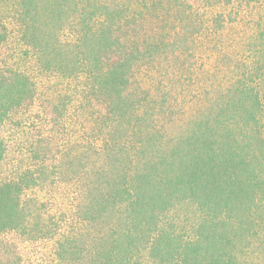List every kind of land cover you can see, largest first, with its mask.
<instances>
[{"label": "trees", "instance_id": "obj_1", "mask_svg": "<svg viewBox=\"0 0 264 264\" xmlns=\"http://www.w3.org/2000/svg\"><path fill=\"white\" fill-rule=\"evenodd\" d=\"M39 2L53 25L37 36L29 22L49 25ZM54 2H0L11 6L0 14V173L14 169L0 180V264H236L264 238V0H71L66 30ZM173 50L175 68L160 63ZM186 53L216 96L188 132L165 136L157 123L175 113L156 111L174 105L152 90L174 89L176 103L201 95ZM207 67L217 74L200 77ZM124 139L138 159L103 184L102 165L85 164L123 155ZM70 166L82 199L72 209L59 182ZM114 209L111 234L94 238Z\"/></svg>", "mask_w": 264, "mask_h": 264}, {"label": "rangeland", "instance_id": "obj_2", "mask_svg": "<svg viewBox=\"0 0 264 264\" xmlns=\"http://www.w3.org/2000/svg\"><path fill=\"white\" fill-rule=\"evenodd\" d=\"M66 0H63L62 2L59 3V0H55L54 2V14L53 17H56L58 21H61V23L63 24L64 29H69L71 28V24H73L74 22V16H71V0L68 3H65ZM103 2H108L110 4V6H112L113 8H116V6L118 5L119 2H121L122 0H101ZM1 2V0H0ZM57 2V3H56ZM56 3V4H55ZM38 6L42 9V11L44 12L45 16H44V20H46L49 25L47 26V23L45 25V27H43L42 24H40V22H42V20L37 21L38 17L35 18V21H31L29 22L31 24V29H32V34H37V36H40L42 34L45 33L46 28H50L53 24V21H49L46 17L50 16L52 17L51 13H48V11H46L44 9V6H41V3L39 2ZM11 6H7V8H5L4 5H0V14L3 13L4 11H8ZM3 10V11H2ZM43 12L40 13L43 14ZM58 17L60 19H58ZM38 18V19H37ZM42 18V16H41ZM34 32V33H33ZM250 52H247L246 50L241 51L239 54L237 52V55L239 56V59H244L243 57H246L247 55H249ZM185 56V66L188 69L187 75L188 78H192V81L190 86H192V88L194 89V91L197 89L198 91H200L201 95L200 97L197 99L196 101L193 102V100L195 99V96H192V93H187L186 96L178 101V103H176L173 99L174 97V89L172 90V92L169 94V91L163 90V93H159L158 90H152V94L156 93L155 96L156 98L160 99V101L162 102L161 99L165 98L164 100H168L171 102L172 105H174V107L168 111H161L158 110L156 111V113H175V115L172 117H169V119H167L166 121H160L157 123L158 128L161 129L163 131V134L165 136H170L174 135V136H178L181 133H186L189 131L190 128L194 127V123L196 121V119H200L201 115H203L204 113H209L210 111V107L208 106V104L212 103L213 100L215 99L214 97L216 96L215 92H213L210 95V91H208L209 88H206L203 84H202V78H200V81H198L196 79V76H198L197 73H195L194 71V65L195 64V59L191 58L190 56L188 57V54L186 53ZM243 56V57H242ZM238 59V60H239ZM247 59V58H246ZM175 61H179L178 58V52L176 51H169L168 53H166L165 55H163V61H161L160 63L163 64H167L170 63L171 67L176 66V62ZM201 62V61H200ZM173 68V69H174ZM62 69H65V67H63ZM201 75L200 77H206L209 74H217L215 71H212L211 67H207L206 70L204 72L200 71ZM203 75V76H202ZM189 78V79H190ZM45 79L42 80V83H44ZM49 85H56L57 81H55L54 79L51 80H47ZM263 81L262 83L259 82L258 84V89H260L261 93L264 91V78H262ZM182 83H186V81L180 82V84ZM58 84V83H57ZM135 89V88H134ZM46 92H41L40 91V97L44 95H46L48 92H50V90L45 89ZM129 93H131V90L129 91ZM194 97V98H193ZM39 99V98H36ZM208 107V108H207ZM207 108V109H206ZM146 110V109H145ZM151 110L150 108L147 110L149 111ZM155 113V112H153ZM169 114L164 115L163 119L166 118ZM29 115H21L18 119H28ZM170 116H172L170 114ZM30 117V116H29ZM33 123H35L32 119V117H30V119H28L27 121V125H32ZM8 131H9V135H16V133H20L21 136L19 137L18 140H16V138L13 136L11 138V140L13 141L14 144H16V146L18 145V147L23 146L25 151L28 150V147L26 145H28V143L26 142L25 138H24V134L22 130H19L17 128H15L14 126L10 125L8 126ZM124 141L127 143V145L129 146V148H127L128 150H124L123 151V155L116 154L115 152H113L114 156L111 157H104L102 155H92L90 161L88 162V164H85L86 167L88 169H93L97 170L96 167H99L100 165H102V167L104 168V177H100L101 179L100 182H102L104 184V182H106L109 179H115L113 178V175H117V173L121 172L124 170V168H131L132 164H134V162L138 159L137 158V152L136 150H134L131 144L128 143H132L130 142V140L128 139H124ZM14 147V146H13ZM16 147H15V151H16ZM30 157V156H29ZM30 158L26 159V161L28 162L29 165H32V169H36L37 164H32L30 163V161H28ZM130 161H132V163H130ZM25 162V163H27ZM73 162V161H72ZM139 162H136V164ZM13 167L11 168V170H9V172L7 171L8 174H6L4 172L3 175H1L0 173V180H6V177L13 171ZM83 170V169H82ZM75 171V169H74ZM77 172V170H76ZM134 174V171L132 172ZM76 176V174L72 171L71 166L68 167V169L65 170L64 176L60 178L61 182L60 184H65V186H63L64 188L62 189V192H64L68 198H71V204L69 206L68 209H72L73 208V204H77L78 202L80 203L82 201L81 198H76L75 201L73 202L74 198L77 196L76 192L78 190L73 189L71 186V181L72 179ZM94 178H97L99 176H93ZM91 178V179H94ZM98 179V178H97ZM80 180L84 181V178H80ZM79 182V187L81 188L80 190L83 189L84 186V182L87 184L88 181H84V182ZM90 182V179H89ZM89 184V183H88ZM75 187H77L76 183L74 184ZM69 188V191L67 190ZM67 190V191H66ZM85 193V190H82ZM106 191V190H105ZM79 193H81L79 191ZM41 198V197H40ZM51 203H57L55 202L54 199L51 200ZM65 203V202H64ZM63 203V204H64ZM59 204L57 203L56 206H54V209H60ZM118 209H114L109 211L106 214L105 218H102L99 220L98 223L93 224V229H92V235L94 234V238H98V237H106L109 236L113 230V227L115 226V224L113 222L116 223V221L113 218H117V216L119 215V213H117ZM100 223V224H99ZM99 224V225H98ZM102 224H108L107 227H103ZM96 226V227H95ZM90 238V236H89ZM88 240V239H87ZM95 242V241H94ZM146 241H141V243H145ZM143 262V263H142ZM139 264H149V259L146 258V254H144L141 258H139ZM236 264H264V238H261V240H255L254 242H252L247 248H245V250L243 252H239L237 254V263Z\"/></svg>", "mask_w": 264, "mask_h": 264}]
</instances>
